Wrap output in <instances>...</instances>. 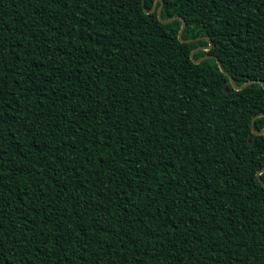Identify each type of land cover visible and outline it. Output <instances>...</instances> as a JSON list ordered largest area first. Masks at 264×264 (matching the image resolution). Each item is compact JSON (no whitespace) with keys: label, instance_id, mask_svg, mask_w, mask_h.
Listing matches in <instances>:
<instances>
[{"label":"trees","instance_id":"trees-1","mask_svg":"<svg viewBox=\"0 0 264 264\" xmlns=\"http://www.w3.org/2000/svg\"><path fill=\"white\" fill-rule=\"evenodd\" d=\"M162 1L0 0V264H264V0Z\"/></svg>","mask_w":264,"mask_h":264},{"label":"water","instance_id":"water-1","mask_svg":"<svg viewBox=\"0 0 264 264\" xmlns=\"http://www.w3.org/2000/svg\"><path fill=\"white\" fill-rule=\"evenodd\" d=\"M162 4H163V1L161 0V4H160V5L158 6V8H157V17H158V19H159L161 22H163V23H168V22H170V21H172V20H174V19H176V18H180V17L177 16V15L171 16V17L166 18V19L162 18V16H161V7H162ZM155 8H156V2L153 4L152 8H151L149 11H146V10H145V12H152V11L155 10ZM184 26H185V21H184V19H182V24H181V27H180V29H179V31H178V38H179L180 41H190V40H192V39H183V38H182V32H183V28H184ZM211 47H212V42L209 40V44H208V46H201V47H198V48H202V49H205V50H209V49H211ZM198 48H195V49H193V50L191 51V53H190V57H191L192 59H193V54H194L195 50L198 49ZM210 57H214V58H216V57L213 56V55H204V56H201V57L198 58V59H193V61H194L195 63H198V62H200V61H202V60H204V59H206V58H210ZM217 64H218L220 70H221L224 74H226V75L229 77L230 83H231V85H232V88L228 90V89L226 88V83H223V84H222L223 91L226 92V93H230V92H232L233 90H239V89H241V88L247 86L248 84L253 83V82L256 81V80H254V79H250V80L244 82L243 84L238 85V84L235 83L234 79H233V78H232V77H231V76H230V75H229V74L223 69V67H222V65H221V63H220V61H219L218 59H217ZM261 84H262V86H263V88H264V83L261 82ZM259 116H264V112H261V113L255 115V117L252 119V121H253L256 117H259ZM252 132H254L255 134H263V133H264V128H262L260 131H256V130H254V128L252 127ZM249 143L252 144V143H253V140H251ZM262 172H264V167L261 168V169L257 172V177H258V180H259V181L263 184V186H264V182H263L262 179L260 178V174H261Z\"/></svg>","mask_w":264,"mask_h":264},{"label":"snow or ice","instance_id":"snow-or-ice-1","mask_svg":"<svg viewBox=\"0 0 264 264\" xmlns=\"http://www.w3.org/2000/svg\"><path fill=\"white\" fill-rule=\"evenodd\" d=\"M262 174H264V173H262Z\"/></svg>","mask_w":264,"mask_h":264}]
</instances>
